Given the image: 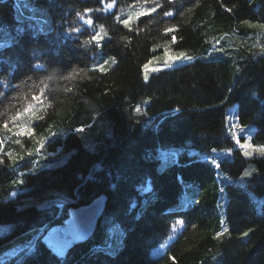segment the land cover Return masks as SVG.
<instances>
[{"label":"trees","instance_id":"16d2710c","mask_svg":"<svg viewBox=\"0 0 264 264\" xmlns=\"http://www.w3.org/2000/svg\"><path fill=\"white\" fill-rule=\"evenodd\" d=\"M17 1L0 0V245L34 234L5 264H264V203L256 211L227 181L252 164L247 186L264 201V51L241 48L235 70L215 54L227 40L264 49V33L242 26L264 23V0H22L20 17ZM138 3L158 8L116 20ZM177 50L191 59L145 69ZM50 193L64 200L25 202ZM101 194L94 235L54 257L44 232Z\"/></svg>","mask_w":264,"mask_h":264},{"label":"rangeland","instance_id":"374dc122","mask_svg":"<svg viewBox=\"0 0 264 264\" xmlns=\"http://www.w3.org/2000/svg\"><path fill=\"white\" fill-rule=\"evenodd\" d=\"M16 6H17V10H18V16L20 17V15L25 14L24 10H23V6H28V3L22 0H18L16 2ZM109 10H113L115 7L114 6H107ZM158 8V5L154 4V5H149L146 3H138V4H131L128 8L126 9H122L119 11L118 15L116 16V20L118 22H120L121 24H123L126 27H130L132 25L133 22H135L140 16L142 15H148V14H152L156 11V9ZM153 9H155V11H153ZM33 13L35 12V9H33ZM39 14H35V17L38 16ZM37 19L39 21H42V23L37 22V24L40 26V29L43 32L49 31L50 26L46 25V23H43V20H41L39 18V16L37 17ZM128 20L129 23L127 25L124 24V21ZM249 25H257V27H250ZM258 25H264V23H255V22H248V24L243 23L242 26L246 27L247 29L252 30L251 31V35L255 36L257 35H261V31L264 33V29L260 28ZM97 33L95 35L94 41L95 42H99L104 40V32H105V28L104 26L100 25L97 27ZM7 34V35H6ZM8 34L9 31L4 28V27H0V37H4L3 41V46L7 45L9 38H8ZM99 39H96V38ZM259 45H257L256 47L252 46V42H247V41H242V40H235L233 42L231 41H225L224 44H222V46L220 48H218L216 50V53H220L223 56L226 57V61L229 63L230 67L235 70L234 67V60L237 59L238 57H240L241 59H244V55L239 52L240 49L242 48V50L244 51H256L259 52V49H263L262 44H260V42L258 43ZM3 46H0L3 47ZM222 49V50H221ZM254 49V50H253ZM183 52L185 55L182 58L179 59H169V57H175L177 53H181ZM167 53V55H166ZM214 54V55H215ZM157 57H159V59H157ZM190 57V55L188 54V52L186 51H181V50H177V51H167V52H162L160 54H158L157 56H155L151 62L149 66V71L153 70V68H151L152 65H157V64H161V65H166V64H173L175 63L177 60H188ZM206 58H209V56H207ZM104 63V62H103ZM103 63H101L100 65L95 64L94 67H98L101 68L103 66ZM25 135V133H24ZM61 151L59 150L56 154L53 155H45V157L51 158V159H56V158H60L61 155ZM191 155L196 154L197 152L195 151H190ZM196 155H200V153H197ZM167 160V159H165ZM60 161V160H59ZM59 161H56L55 163H58ZM255 170V167L251 164L249 165L245 171L243 172V174L237 178H229L227 181L228 183L233 184L240 192H242L243 194L246 195V197L248 198V200L250 201L252 207L260 212L262 210V205L264 203L263 198L260 197L259 195H257L256 193H254L253 191H251L248 186H247V180L248 178L251 176V174L253 173V171ZM245 173H248L247 175H245ZM44 200L42 198H38V199H30V200H26V203L29 204H34L36 206H46L48 204H50L52 201H56V202H62L64 200V197L58 193H50L46 196H44ZM196 201H198L197 199H193L192 195H188L183 197L182 202H181V206L184 208H191L193 207V205L196 204ZM39 204V205H38ZM10 232V228L9 227H0V236H3L5 234H8ZM31 234H34V232H29L27 234H24L22 236H18L15 239L0 245V264H5L6 262L9 261V259H12L13 257H15V255H17L18 253L11 250V248L13 246H15L17 243H19L21 240L23 239H28ZM168 245H163L161 247V251L165 250L167 248Z\"/></svg>","mask_w":264,"mask_h":264},{"label":"water","instance_id":"95a60500","mask_svg":"<svg viewBox=\"0 0 264 264\" xmlns=\"http://www.w3.org/2000/svg\"><path fill=\"white\" fill-rule=\"evenodd\" d=\"M108 196L101 194L91 203L68 210L67 218L48 228L41 242L59 260L66 259L70 252L80 244H85L94 235L103 218Z\"/></svg>","mask_w":264,"mask_h":264},{"label":"snow or ice","instance_id":"6c2138e0","mask_svg":"<svg viewBox=\"0 0 264 264\" xmlns=\"http://www.w3.org/2000/svg\"><path fill=\"white\" fill-rule=\"evenodd\" d=\"M153 11H155V9H153ZM128 23H129L128 20H125L124 21V24L125 25H127ZM244 23L245 24H248V21H245ZM249 26L250 27H257V25H249ZM258 26L260 28L264 29V25H258ZM96 39H99V38L97 37ZM173 40H175V37H173ZM262 51H264V49H262ZM166 55H167V53H166ZM184 55L185 54L183 52L177 53L175 57H169V59H173V58L179 59V58L184 57ZM157 59H159V57H157ZM189 59H191V58L189 57ZM144 67H145L146 70L148 69V65L147 64ZM101 70H103V69H101ZM145 79H147V76L145 77ZM41 92H43V90H41ZM33 100L40 101L41 100V96H39V95L38 96H35V97H33ZM33 110H34L33 109V105L32 104H29L27 106V108L21 110L20 112H17L16 116H14L13 119L15 120V119L19 118L20 116L24 115L25 113L32 112ZM3 127L4 128H7L8 127L7 123H5L3 125ZM21 132L30 135L31 134V129L21 127L20 130L17 132V135H20ZM37 143H39L41 147L43 146V142L42 141H37ZM240 146L245 149V152H244V155L245 156L251 155V151L249 150L250 149V145H248V144H241ZM255 151H257V152H259L261 154H264V147L256 148ZM13 159L15 160V157H13ZM0 162H2V161H0ZM247 174L248 173H245V175H247ZM245 235H247V233H245Z\"/></svg>","mask_w":264,"mask_h":264},{"label":"bare ground","instance_id":"6f19581e","mask_svg":"<svg viewBox=\"0 0 264 264\" xmlns=\"http://www.w3.org/2000/svg\"><path fill=\"white\" fill-rule=\"evenodd\" d=\"M46 247V246H45ZM47 248V247H46Z\"/></svg>","mask_w":264,"mask_h":264}]
</instances>
